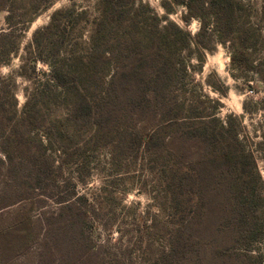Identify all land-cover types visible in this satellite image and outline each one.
<instances>
[{
	"label": "trees",
	"instance_id": "16d2710c",
	"mask_svg": "<svg viewBox=\"0 0 264 264\" xmlns=\"http://www.w3.org/2000/svg\"><path fill=\"white\" fill-rule=\"evenodd\" d=\"M52 5L0 0L8 13L0 29V264H103V245L94 239L103 205L78 190L91 175L88 148L110 150L122 173L135 160L161 169L163 196L154 198L168 218L164 264H264L263 253L251 252L264 240V180L243 118L221 119V102L185 85L203 58L197 67L183 53L217 44L229 46L234 69L264 83L261 65L248 57L264 37L245 0H164L167 14L183 8L186 24L199 22L195 35L171 21L161 32L158 16L143 17L151 8L135 0H97L94 14L57 9L21 56L18 75L33 81L36 104L30 108L27 99L20 111L17 84L1 69ZM243 108L251 111L246 102ZM61 109L64 116H53ZM262 138L257 152L264 130ZM25 167L33 174L22 195L25 179L14 173Z\"/></svg>",
	"mask_w": 264,
	"mask_h": 264
},
{
	"label": "rangeland",
	"instance_id": "374dc122",
	"mask_svg": "<svg viewBox=\"0 0 264 264\" xmlns=\"http://www.w3.org/2000/svg\"><path fill=\"white\" fill-rule=\"evenodd\" d=\"M164 0H135L136 6L139 4L149 5L151 10L145 9L143 17L151 18L153 22L155 15L158 16V29L162 32L164 28L170 26L169 21L178 25L183 30L195 35L199 30V22L196 20L186 24L182 20L183 8L176 9L173 14H167L162 7ZM97 0H53V5L49 10L39 12L35 21L24 33L21 48L11 65L3 67L1 74L11 78L17 84L18 108L22 111L27 99L31 100L30 108L35 106L33 98V81H28L18 75L22 64L21 56L25 55L26 47L31 43L33 33L50 21L51 14L60 8L75 6L77 11H88L95 13ZM247 12L250 14L252 26L261 32L264 37V0H245ZM8 13L0 11V29L7 28L6 18ZM168 17V20L164 18ZM258 34V33H257ZM163 35V34H162ZM168 35V34H165ZM172 37V36H171ZM87 39V33L83 40ZM192 54L191 64L201 68L193 72L192 79H188L186 87L190 93L206 95L213 101H219L222 108L219 110V117L223 120L229 115L243 118L246 128L245 141L256 153L258 167L264 180V151L257 152V143L263 141L262 132L264 130V83L260 77L250 71H237L230 62L231 49L229 46L217 44L212 51H200L192 46L189 51L183 53L187 56ZM249 59L261 65L264 70V42L262 37L254 41V47L250 48ZM201 56L203 61L199 63L196 57ZM39 70L46 68L39 64ZM43 81L45 78L42 79ZM213 84L216 89L210 85ZM247 103L250 112H245L243 105ZM53 116H64V110L53 112ZM72 134H67V137ZM73 147L75 144H71ZM84 151V150H82ZM86 160L89 163L90 178L88 185H79L78 190L89 197L90 202L103 205V210L97 213L100 225L94 231V239L103 245L105 259L103 264H164V251L166 241L164 240L163 228L168 221L167 214L159 209L158 199L162 200L161 169L154 170L142 168L139 164L146 165V162L134 161L128 163L131 167L129 173H122L112 165V155L110 150L88 148L85 150ZM72 170L73 178L77 175L76 163L68 165ZM67 167V166H66ZM127 167H124V169ZM69 173L68 169H65ZM30 174L33 169L25 167L21 173L16 172L24 178L22 195L29 189ZM68 179L70 175H65ZM2 178H0L1 180ZM30 179V178H29ZM264 195V193H263ZM51 207H58L54 202H49ZM163 206V204H161ZM92 228V227H91ZM153 228V229H151ZM149 234H146V233ZM264 239V234L261 236ZM258 253L264 254V240L258 241L255 249ZM255 254V253H254ZM21 262V261H18Z\"/></svg>",
	"mask_w": 264,
	"mask_h": 264
}]
</instances>
